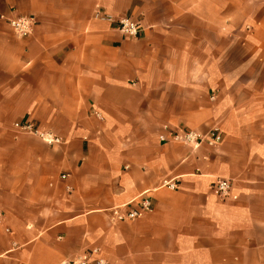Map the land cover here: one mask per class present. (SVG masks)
Segmentation results:
<instances>
[{"label":"crops","instance_id":"obj_1","mask_svg":"<svg viewBox=\"0 0 264 264\" xmlns=\"http://www.w3.org/2000/svg\"><path fill=\"white\" fill-rule=\"evenodd\" d=\"M0 210V264H264V0H0Z\"/></svg>","mask_w":264,"mask_h":264},{"label":"built area","instance_id":"obj_2","mask_svg":"<svg viewBox=\"0 0 264 264\" xmlns=\"http://www.w3.org/2000/svg\"><path fill=\"white\" fill-rule=\"evenodd\" d=\"M97 11V15H99ZM103 18H111L109 16H102ZM8 23L11 29L19 36H27L32 33L34 26L37 24V17L34 14L22 15L17 14L8 18ZM117 28L123 33L126 38H139L142 35V25L138 20L132 18V16L125 15L116 20ZM16 130L20 132H27L39 136L46 142L56 143L60 139L54 136L49 131L40 130L36 124L26 118L21 121H17L14 124ZM173 138L186 143H195L199 145L201 141H206L209 146H215L219 144L223 139L222 131L218 127H213L208 133L200 135L192 130L184 129L181 132H177L173 135ZM163 185H167L170 188H177L178 184L167 181ZM233 183L230 179L218 178L214 184V187L219 194L226 197L230 194ZM124 208V210H122ZM154 205L151 197L142 195L139 200H133L123 206H116L112 209L111 220L113 222H120L126 220H134L142 217L144 214L152 211ZM3 217V212L0 210V220ZM60 264H111L109 260L103 256L98 248L92 249L87 255H80L72 259L63 261Z\"/></svg>","mask_w":264,"mask_h":264}]
</instances>
